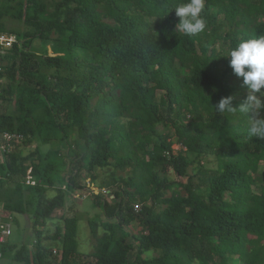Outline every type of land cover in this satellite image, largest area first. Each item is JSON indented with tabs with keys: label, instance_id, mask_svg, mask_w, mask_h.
<instances>
[{
	"label": "trees",
	"instance_id": "trees-1",
	"mask_svg": "<svg viewBox=\"0 0 264 264\" xmlns=\"http://www.w3.org/2000/svg\"><path fill=\"white\" fill-rule=\"evenodd\" d=\"M187 2L58 0L40 14L44 0H0V32L17 40L1 60V107L14 110L0 113V134L23 137L24 147L61 143L60 152L27 155L16 146L0 165V210L31 215L37 240L13 246L12 262L264 264V139L248 135L243 114L211 108L234 91L229 52L264 36V0H204L206 28L195 37L174 31V9ZM14 22L20 28H11ZM33 41L47 43L53 56ZM159 126L173 131L181 147L175 155ZM190 155L198 159L191 171ZM209 158L215 168L200 165ZM116 161L125 173L113 179L116 189L91 196L103 218L88 222L91 254L78 252L76 217L57 220L53 235L38 230L70 194L88 190L85 173ZM29 169L35 186L25 184ZM92 181L109 188L96 175ZM179 188L183 195L165 197ZM133 221L141 235L130 231ZM43 240L60 243L58 257Z\"/></svg>",
	"mask_w": 264,
	"mask_h": 264
},
{
	"label": "rangeland",
	"instance_id": "rangeland-1",
	"mask_svg": "<svg viewBox=\"0 0 264 264\" xmlns=\"http://www.w3.org/2000/svg\"><path fill=\"white\" fill-rule=\"evenodd\" d=\"M44 1H45V5L40 6L38 10L40 14H46L47 12H51L53 10V7H52L53 2L58 1V0H44ZM11 28H14V29L20 28V25L14 22L11 25ZM32 46L33 48H35V46H39L40 47L39 50L41 52L44 51L45 48L48 49L49 47L47 43L43 44L39 41H33ZM216 51H218L217 48H216ZM35 54L42 55V53L40 52L35 53ZM48 55L53 56V54L49 51H48ZM176 70L178 73L182 75L185 74V71H183L178 65L176 67ZM229 82L234 88V91L231 94V96L234 98L232 101V106L237 107L240 103H242L246 99L248 91H247L246 86L243 85L242 78H237L235 76V77H232L229 80ZM156 97H157L156 101H157L158 106L162 107L164 105L163 93L158 92ZM6 108H8L11 112H13L14 110L13 104H9V105L5 104L4 106L0 108V113L6 112ZM204 109L206 111L210 109L208 104L205 105ZM85 125L88 128L93 127L91 121L88 118L85 119ZM159 130L163 131L166 134H169L170 142H172L175 146L177 145L176 143L177 140L172 130H167L160 126H159ZM73 143L76 147V145H82L83 142L75 139ZM60 147H61L60 142L59 143L52 142L51 145L45 146V147H41L39 145L37 146V143L35 142L29 147L20 146V149L21 151L24 152V154L27 155L30 152L34 151L36 148H39L42 151H48L50 149L49 151L60 152L61 151ZM188 159L190 163L191 162L194 163L192 164V166H190L189 171H191L192 169H196V162H198L197 156L190 155L188 156ZM117 162L119 161L111 162L112 164L111 163L108 164V166L104 170L96 169L94 173L91 175L85 173L86 179H87L86 186L88 187V190L79 191V192L73 193L70 196H68L66 206L63 209L56 211L52 220L46 221L45 229L42 227H38V230L44 231L45 235H48V236L53 235L55 232L56 225L60 223V221L58 222L57 220H59L61 217H64V216L65 217H76L78 220V232H77L78 252L82 255V257L85 255L91 254L94 251V247L96 243L90 234V227H89L88 222L90 219H93L96 223L99 224L101 220L103 219L101 216L100 210L94 207L91 196L92 194L99 195V194L105 193V191H107V193H110L111 191H114L116 189L118 184H115L113 188L110 186L113 183V179L122 177L125 174L123 170L115 167V165H118L116 164ZM200 165L201 166L204 165V167L206 168H215L216 160L215 158H209L207 160L205 159L201 161ZM95 175L100 185L104 183V186L106 187L108 186L109 188H106V190H98L95 187L94 182L92 181V178ZM169 176L172 179L175 178L173 173H169ZM7 185L12 186L11 183H7ZM244 190L247 191V188H244ZM173 191H177L182 195L184 194L183 189L179 188V189H173V190L166 191L165 197L171 196ZM56 193L57 192L55 189L50 190L47 193V196L48 198H52L56 195ZM203 193H204L203 189H200L197 191V194L199 196H202ZM156 210L160 211L161 207L156 208ZM31 214H32V210H31ZM30 216L31 215L23 216V215L16 214V215H12V217L9 220H7V222L11 223L10 225L12 228V235L9 237V240H8L10 244H13L14 246L28 245L29 243H32V245H36L35 243H33V241H35L36 239L32 235ZM129 228L133 234L141 235V226L138 225L135 221H133L130 224ZM98 234L99 235L102 234L100 229L98 230ZM41 244L43 247L48 248L49 250L53 252L54 251L56 252V254L53 253V257H58L57 251H58V248L60 247V243L57 240H43ZM32 245H30V247ZM133 252H136V251H133ZM8 254L9 253H7V256H5L4 262H0V263L17 264L11 261V258ZM80 262L81 261L76 259L74 264H79Z\"/></svg>",
	"mask_w": 264,
	"mask_h": 264
},
{
	"label": "clouds",
	"instance_id": "clouds-1",
	"mask_svg": "<svg viewBox=\"0 0 264 264\" xmlns=\"http://www.w3.org/2000/svg\"><path fill=\"white\" fill-rule=\"evenodd\" d=\"M203 8L204 0H188L176 6L174 11L178 23L174 31L187 37L203 32L206 28V20L201 15ZM228 58L229 67L237 78H242L248 94L237 107L232 106L234 98L228 96L211 108L219 114H243L249 124L248 135L264 139V36L242 41L229 52Z\"/></svg>",
	"mask_w": 264,
	"mask_h": 264
},
{
	"label": "built area",
	"instance_id": "built-area-1",
	"mask_svg": "<svg viewBox=\"0 0 264 264\" xmlns=\"http://www.w3.org/2000/svg\"><path fill=\"white\" fill-rule=\"evenodd\" d=\"M17 43L16 38L13 35L0 32V73L2 72L1 69V60L6 57L13 48V45ZM7 82L6 78H0V95L2 94V86L5 85ZM1 107V101H0ZM23 142V137L9 134V133H2L0 134V165L3 164L5 157L11 153L12 149L16 146L20 147ZM172 154L175 155L178 151L181 150L179 144L176 146L172 143ZM167 156H170V153H167ZM2 179V175L0 173V180ZM25 184L28 186H35L36 182L32 178L30 174V169L27 172ZM71 195V194H70ZM135 210H140V206L136 205ZM8 216L6 212L0 210V245L6 243L9 237L12 235V228L9 222H7ZM56 254V252H53Z\"/></svg>",
	"mask_w": 264,
	"mask_h": 264
},
{
	"label": "crops",
	"instance_id": "crops-1",
	"mask_svg": "<svg viewBox=\"0 0 264 264\" xmlns=\"http://www.w3.org/2000/svg\"><path fill=\"white\" fill-rule=\"evenodd\" d=\"M48 51L49 52H51V50H50V48L48 47ZM21 150V149H20ZM50 150V149H49ZM8 183H10V182H8ZM7 213V212H6ZM7 216H8V220L12 217V215H10L9 213H7ZM13 220V219H12ZM10 223V222H9ZM11 224V223H10ZM9 240V239H8ZM8 240L6 241V243L5 244H3V245H0V251L2 250V249H4V252L2 253V255L3 256H1V254H0V262H4V260H5V256H7V253H10V251H11V249L13 248V244H10L9 242H8ZM11 258V257H10ZM12 261V260H11ZM0 264H8V263H0ZM17 264H19V263H17Z\"/></svg>",
	"mask_w": 264,
	"mask_h": 264
}]
</instances>
